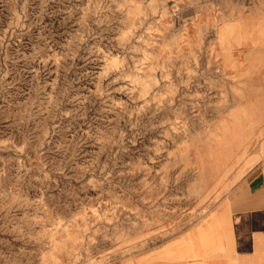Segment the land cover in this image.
I'll return each instance as SVG.
<instances>
[{"label":"rangeland","instance_id":"1","mask_svg":"<svg viewBox=\"0 0 264 264\" xmlns=\"http://www.w3.org/2000/svg\"><path fill=\"white\" fill-rule=\"evenodd\" d=\"M220 1L0 0V264H134L264 159Z\"/></svg>","mask_w":264,"mask_h":264},{"label":"crops","instance_id":"2","mask_svg":"<svg viewBox=\"0 0 264 264\" xmlns=\"http://www.w3.org/2000/svg\"><path fill=\"white\" fill-rule=\"evenodd\" d=\"M217 5L227 21L229 12L242 16L227 22L238 24L227 40L239 67L234 74L257 75L256 85L264 90V1L222 0ZM244 104L258 108L248 122L263 130L257 154L264 155V96ZM134 264H264V159L196 225L146 251Z\"/></svg>","mask_w":264,"mask_h":264}]
</instances>
